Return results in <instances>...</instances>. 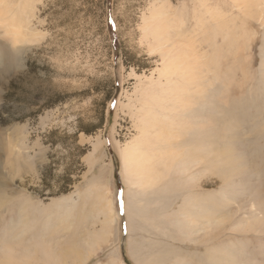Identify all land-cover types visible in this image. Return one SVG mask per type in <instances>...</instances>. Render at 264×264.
Returning a JSON list of instances; mask_svg holds the SVG:
<instances>
[{
  "label": "rangeland",
  "instance_id": "374dc122",
  "mask_svg": "<svg viewBox=\"0 0 264 264\" xmlns=\"http://www.w3.org/2000/svg\"><path fill=\"white\" fill-rule=\"evenodd\" d=\"M254 2L258 6L248 17L244 0H0V244L19 250L36 241L41 220L56 223V235L61 233L68 224L49 215L63 201L65 208H76L67 238L82 252V235L99 232L104 219L97 188L104 180L110 194L105 189L102 197L115 203L118 231L112 241L100 239L84 264H137L134 258L152 264H264V25L257 17L262 0ZM22 10L28 31L8 33L6 17ZM160 12L169 27L159 32L163 45L152 49L147 23ZM179 14L185 19L179 32L208 51L217 77L204 78L211 86L199 95L201 105L183 112L179 107L173 128L193 126L199 134L182 131L173 148L181 151L205 137L212 149L205 157L210 171L199 164L191 186L173 169L153 196L141 193L142 219L132 218L129 230L120 153L141 137L146 123L140 118L151 114L144 106L151 88L163 96L158 112L166 114L161 125L167 121L164 93L171 87L163 85V92L157 84V91L150 81L161 79L162 49L164 59L173 56ZM169 80L176 82L174 75ZM187 195L191 202L185 205ZM22 198L31 199L30 213L37 218L26 234L6 227L20 218ZM206 216L225 217V223L205 236L187 224L191 218L201 224ZM24 234L18 245L17 235Z\"/></svg>",
  "mask_w": 264,
  "mask_h": 264
},
{
  "label": "bare ground",
  "instance_id": "6f19581e",
  "mask_svg": "<svg viewBox=\"0 0 264 264\" xmlns=\"http://www.w3.org/2000/svg\"><path fill=\"white\" fill-rule=\"evenodd\" d=\"M244 2L246 5L245 14L248 17L253 16L252 15L254 14L253 7L255 8V6H258L255 4L256 1L254 2V0H244ZM7 4L8 3L4 4L3 7H8ZM22 12H24L23 15H17L16 13H13V11H11L9 15L6 17L5 27L10 31L8 33L20 34L22 32L28 31L27 29L28 23L26 19L24 18L26 13L23 10ZM171 13L173 14L172 17L177 16L175 11L170 12V14ZM257 17H259L261 24L264 25V1L263 0H262V9L259 12V16ZM198 20L200 24H203L202 21H205L203 20V16L199 17ZM184 21L185 19L180 17V14H179L176 19V23L178 25V33H176V37L178 35V38L175 39V44L172 45L173 51H174L173 56L171 57L168 56L166 57V59H164L165 49H162V52H161L163 64L159 71V78L161 79L165 78L166 83H163L161 79H159L158 81L156 80L150 81L151 87L156 88L157 91L159 90L157 88V84L160 85L161 89L163 85H169L171 87L170 91L164 93L165 99L167 102V108H168V110L166 111L169 112L167 121L165 125H161L160 119L162 117H165L166 114L165 112H158L159 110L164 109L163 108V105H164L163 96L160 95V90L159 92L155 94V92H153V89L151 88L152 95H148L149 102L144 104V106H146V108L149 109V112L151 114L147 115L143 119L140 118V121H142L143 123L144 122L146 123V125L142 127L141 129V134H140L141 137L129 143L128 145H126L123 148V150H121L122 152L120 153L121 175L123 177V181L126 186L125 207H126V216L128 215L127 218H128V223H129V230L131 228L132 218L137 221H141L142 219L141 212H140V206H141L140 202L144 200H142L141 193L148 191L149 196H153L152 194H155L156 191L159 189L160 183L163 182L165 178L169 177L170 172L173 169L176 172L177 170H179L177 173L179 174L180 172V174L184 176L185 184L194 186L199 178L198 177L199 170L196 167H198L199 164L200 165L202 164L203 171H204L205 164L207 163L205 157L209 158L208 155L209 154L211 155V152H212V149L209 147L208 141H206L205 137L202 138V136L200 137L197 136L196 140L198 142L193 140L194 142L189 141L190 144H188L187 140H186L187 143L184 141L188 145H185V147L183 146L181 151H179V149L175 151L173 148L176 143L182 142L181 141L182 135H183L182 131L185 133L186 136L188 135L192 136L193 134L198 133V132H194L195 129L193 126H188V125L186 126L184 124L177 126V128H173L174 122L175 124H177V122L175 121L176 116H179L180 113L183 111H187L191 109L190 105L192 104L201 105L202 103L200 100L201 96L199 95L201 93H206V90L208 89V87L211 86V81L209 80L205 82L204 78L207 77L210 73L213 79L217 77V72H216L217 67L212 64L215 62L214 60L212 61L211 56L208 54V51L205 52V51H200L196 49L193 44L195 41L193 42V41H189L188 39L186 40L184 32H179L183 28L182 23ZM172 23L175 25L174 20L172 21ZM147 26H148V32L145 34L148 35V33H150L151 35V48L157 49V47H161L163 45V41L158 40L159 32L162 34L166 33L169 27V19L164 20L162 12L156 13V15L152 13L151 20L147 23ZM230 30L229 32H231ZM229 36L231 37V35ZM183 37L185 38V41L189 45V48H187V46L183 43V40H182ZM212 52L214 53V50ZM175 56L177 57L176 63L173 60ZM172 75H174L176 82H172L169 80V78ZM192 94L194 95V97ZM195 95L197 97H195ZM179 107L181 108L180 113L178 112ZM164 126H165V129H164ZM148 128L150 129L148 130ZM199 131L201 132V130ZM183 139L185 140L184 137ZM204 142L206 143V145L204 144ZM206 169L210 171V164L207 166ZM106 174L109 175L108 173ZM167 180L169 179L167 178ZM103 181L102 182L100 181L101 184L100 185L98 184L99 186H97V188L101 190L99 192L100 194L98 193L99 195L98 194L97 195H98L99 201L100 200L103 201L102 210L105 213L103 212L102 214H104V219H103L102 224L100 225L101 228L99 226L100 228L99 232L90 231L88 229L86 230V234H83L85 236L82 235V244L84 246L83 247L84 250L83 249L81 250V248H78L82 252H78L76 248L77 243H75V245H70L71 242H69L67 238L68 233L70 231H74L72 227L70 226L71 225L70 222L75 217L76 208L74 205L71 208H65L63 206V201H59L56 203V205L52 207V212L50 213L49 217H51L52 219H55L56 221H60L64 224H68V226H64L62 232L56 235L57 230H58L57 224L56 223L53 224L49 220H48V224H46L45 222H42L41 220L40 224L38 225L39 226L38 232L36 233L35 236L32 237L33 239H35L36 237L37 238L36 241L33 240L32 243H27V244L25 243L24 245H22V247H20L19 250H15L14 248L9 247L8 243L6 242H3L0 244V264H37V263L38 264H84L85 262H87V260L90 258L92 254L93 247L95 248L96 246H98L99 248V246H101L100 239L107 242L108 240H111V236L115 235V233L118 231L116 229L118 214L114 206L115 203L111 199V197H109V195L105 194L102 197L103 195L102 193L105 189L107 193L110 194L108 192L109 187H106L108 185L106 186L103 185ZM4 195H6V197L8 198L7 194H4ZM68 199L71 200L73 204H76L73 198L69 197ZM2 201L3 199L0 202ZM184 201H185L184 204L186 205L187 203L191 202V198H189L187 195V197L184 198ZM22 203L24 204L21 206L20 209H18L20 211L18 212V215L20 213V218L18 217L19 218L18 220L11 219L10 222H8V224L6 225V227L7 228L20 227L21 228L20 234L21 233L26 234L28 231L33 230V228L36 226L35 222L37 218L35 216L36 215L35 213H34L35 215H31L30 213V210L33 207V204L31 203V199H24ZM187 209H186V213H187ZM35 210L36 208L34 209V212ZM209 217L210 216H206L201 224H198L196 219L191 218V217H190L191 218L190 220H186V221L188 225L198 227V230H200L203 236H205V235H208L213 230H215L217 227H220L221 225L225 223V217L224 218L222 217L220 219H215V220H211ZM135 225H136V222H135ZM195 231L196 230H191L190 232H188V234L192 235L196 233ZM7 233H8V230H5L3 236H6ZM25 234L22 236L17 235L18 239L16 242L18 243V245L23 244L22 241H23ZM51 235H56L53 238V240H51ZM131 235L135 236L133 234ZM28 238H31V237L28 236ZM127 241H128V238H127ZM136 241H132V242H136ZM139 243L141 244V242ZM140 244H138L139 247L141 246ZM136 245H135V248H136ZM127 249H128V246H127ZM134 262L137 264H152L153 261H151V259L150 260L143 259L140 263L139 261L137 262V258H134ZM117 263L124 264L120 260H117Z\"/></svg>",
  "mask_w": 264,
  "mask_h": 264
}]
</instances>
